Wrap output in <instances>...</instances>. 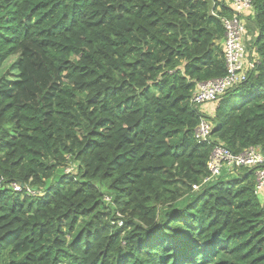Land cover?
<instances>
[{"label":"trees","instance_id":"1","mask_svg":"<svg viewBox=\"0 0 264 264\" xmlns=\"http://www.w3.org/2000/svg\"><path fill=\"white\" fill-rule=\"evenodd\" d=\"M252 1L258 63L220 98L208 144L190 100L226 74L210 1L0 0V69L18 56L19 73L0 81V264H264L255 170L202 185L215 144L264 157ZM69 163L76 174H61Z\"/></svg>","mask_w":264,"mask_h":264},{"label":"built area","instance_id":"2","mask_svg":"<svg viewBox=\"0 0 264 264\" xmlns=\"http://www.w3.org/2000/svg\"><path fill=\"white\" fill-rule=\"evenodd\" d=\"M211 3L212 15L217 17L224 29L222 41L226 74L223 78L210 80L196 85L191 105L204 117L194 129L193 136L196 141L202 143L211 142L213 124L208 119L214 114L210 106L216 105L220 98L229 90L244 83L249 74L254 71L258 63L256 50L248 49L245 45L246 19L253 15L252 0H208ZM227 7L231 15L226 17L219 14L221 8ZM211 114V115H209ZM238 168L255 170V195L264 201V157L259 147H250L240 154H233L222 144H215L207 163L208 177L202 182L206 185L223 173H233ZM3 179L0 178V187ZM14 192H25L33 197L41 196L42 192H36L27 185L12 183L6 186ZM192 189L198 190L194 185ZM262 202V201H261ZM118 217H121L118 215ZM122 222L120 221L119 226Z\"/></svg>","mask_w":264,"mask_h":264},{"label":"rangeland","instance_id":"3","mask_svg":"<svg viewBox=\"0 0 264 264\" xmlns=\"http://www.w3.org/2000/svg\"><path fill=\"white\" fill-rule=\"evenodd\" d=\"M249 27L250 26L248 24L245 27L246 32H245V36H244V41H245L246 47L251 50L254 48L253 47L254 37L250 38V40L247 39V35H248L247 29ZM17 63H18V56L10 57L5 61V63L3 64V66L0 69V81L13 83V82H16L18 80V74L19 73L17 71ZM214 112H215V110H214ZM214 114H212V115H214ZM76 172H77V164L69 163L68 166L62 170L61 174L65 173V174L75 175ZM58 175H60V173ZM56 179H57V177L54 180L49 181L46 184V187H49L51 185V183H53ZM102 192L105 195L104 196V203L106 204V206H108L111 203V198L109 196V193L104 188H102ZM183 203H185V201H181L178 205H176V208L183 206ZM119 223H120V221L118 222V225H119Z\"/></svg>","mask_w":264,"mask_h":264},{"label":"crops","instance_id":"4","mask_svg":"<svg viewBox=\"0 0 264 264\" xmlns=\"http://www.w3.org/2000/svg\"><path fill=\"white\" fill-rule=\"evenodd\" d=\"M247 24L250 26L247 29V33H248L247 39L250 40V38H252V37H254V39H255V37L257 36V31H256L254 25L252 24V22H251V20L249 18L246 19V25ZM220 45H222V42H220ZM215 108H216V105L210 106V110H212V111H213V109L215 110ZM209 115H211V114H209ZM260 201H262L261 203L264 202L263 200H260Z\"/></svg>","mask_w":264,"mask_h":264}]
</instances>
